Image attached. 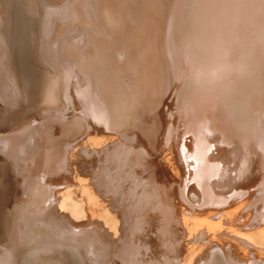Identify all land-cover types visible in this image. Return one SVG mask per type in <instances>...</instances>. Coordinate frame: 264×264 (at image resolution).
I'll use <instances>...</instances> for the list:
<instances>
[{"label":"rangeland","instance_id":"rangeland-1","mask_svg":"<svg viewBox=\"0 0 264 264\" xmlns=\"http://www.w3.org/2000/svg\"><path fill=\"white\" fill-rule=\"evenodd\" d=\"M108 1H110V3L108 2V6H112V9L113 6H116L119 2L117 9L120 17L122 15L123 18H126L128 12L131 11L126 0ZM103 2H105V0L39 1V18L37 17L36 34L32 43L34 47L32 48L35 50L31 48L30 53L32 67H34V81H31V77H25L21 67L16 64L12 58L7 57L1 39V35L3 36V34H0V108H2L0 110V264H209L210 261V264H212V261L213 263L218 262L217 264H221L222 262H224L222 264H239V262H235L237 261V254L239 253L240 256L244 254V249L239 247L227 249L221 238L229 242L237 240L249 246L247 250H264V189H261L262 186L264 187V170L262 171L255 165L256 173L254 177L248 181L247 179L244 180L242 175L245 174L244 176H249V173L248 171L244 172L242 168V179L240 176V178H238L239 180L236 179L233 182L230 180L226 182L227 190L225 187L221 189L223 196L234 193L229 197L230 201H228V197H226L227 201L222 198L218 201L219 193L216 192V187H218L217 178H219L221 168H223L222 158L217 157L218 154L216 152L208 151L206 154L198 155V163L202 162L203 164L202 168L197 171L199 178L193 179L192 182L197 189L199 186H208L207 192L204 194L202 188H199L201 191V194H199L193 189H188L189 191H187L186 188L189 184V180H191L193 167L188 161V154L191 151L186 150L183 143L184 137L187 136L184 133L183 139L180 136L182 139V141H180L182 149L177 147L178 151L175 150V146H177L175 145V143L177 144L176 138H179V132L191 123L188 121L186 122V114L183 112H187L189 116H191L192 113V117L193 113H199L207 117L210 112L212 113L214 112L213 110H216V105L213 102H208L206 104L199 102V99H193L192 101L187 99L190 97L188 93L191 90V85H187V83L190 84V78L188 79L187 75L190 76L191 73L189 72L190 70L187 69L188 65L184 63L187 59L184 60L186 57H182V55H189L187 49H190L188 44L189 40L194 36V28L192 29V26H190L189 23L186 24V22H182L183 24L180 23L181 27L179 26V21L177 22V19L182 16V14H179L181 13V9L175 7L176 3L175 0H173V5H171V2L169 14L165 21L162 17L157 15L149 18L145 17L141 23V21L139 22L136 20L137 17L134 19L135 16L133 15L134 18H131L132 23L128 22L131 26L129 33L132 35L128 33L124 34L122 36L124 42L122 41L120 44L114 46L111 42L107 43L108 40L105 38L106 32L103 28L102 21L99 20L101 17L100 15H102ZM181 2L183 3V1ZM177 5H180L178 1ZM69 24L71 26L73 25L72 27L70 26L71 30H69ZM143 25L144 33L140 37L136 36L138 29ZM183 25L185 26L184 29L187 28L186 30H189V35L186 30L182 31L181 28H183ZM163 28L165 29L163 30ZM177 28L181 29L182 34L179 30H177V32L179 31L180 33H176ZM1 32H4L2 25H0V33ZM183 34L185 35L184 38L181 37ZM177 36L179 39L182 38V41L176 39ZM186 37L189 38L187 39ZM84 40H86V42ZM143 42L145 44H143ZM177 44H180L178 47H181V49L177 47ZM175 48L180 50L181 52H179L181 54L177 53L178 51H176ZM182 50L184 54H187H182ZM253 50L257 52V49ZM254 51H251L249 54L250 56L248 55L247 58V70L250 72L258 70L260 60L262 59L259 58L257 54L255 55V53H253ZM177 56L181 58L182 62L181 60H175ZM249 57L254 59L255 62ZM239 58L240 57L236 59V66L234 69H236L239 64ZM140 59L144 63H142ZM262 60H264V58ZM85 61H87V63ZM176 61L180 65H178ZM169 62L170 64H168ZM141 63L145 65L142 66ZM181 65H185V67L183 66L185 70ZM261 66L262 69L263 65ZM48 67L50 71L46 70ZM145 67L147 69H144ZM179 69L182 70V75ZM261 69L258 71L261 73L258 85L260 84V79L264 77ZM145 71L149 73H145ZM15 73L16 75H14ZM43 74H46L45 77H43ZM83 75L85 76L83 77ZM179 76L185 77H181L180 79ZM43 78L46 79L44 80ZM175 78L178 82H175ZM42 80H44L45 84ZM86 82L88 85L85 84ZM152 83H156L155 86H153ZM166 83L169 89L166 87ZM41 84L44 85L42 86ZM145 84L147 85V89L152 88L151 86H153L154 89H145ZM176 84L178 85L176 86ZM110 85H114L116 87L115 90L120 89L121 91L119 103L123 101L121 107L123 110L119 115L114 113L113 96L111 94L112 88L110 92H107V88ZM86 88H89V90H86ZM175 88H177V91ZM85 90L88 93L83 92ZM162 92H164V94ZM85 93L91 96L89 95L88 97ZM79 94L83 95L80 96ZM144 95L146 97H144ZM23 96L26 99L23 98ZM174 96H176V100ZM199 97L202 98L204 96L199 95ZM143 98L144 100H142ZM139 99L142 101L147 100L146 102L150 101L151 103L148 102L146 107V105H144L146 102H142ZM206 99H208V97H206ZM154 100L158 104H156ZM148 104L154 107L151 105L148 106ZM178 104H180V106ZM151 107L154 108L153 111ZM149 108L151 109L150 111ZM184 108L185 110L183 111ZM100 110L102 114L99 113ZM247 110H249L247 112V114H249L244 119L238 115L229 114V118L232 122H234V119L238 121L234 123H237V125L235 124L236 128L240 127V134L244 130L246 135L244 134L243 137L242 135L240 136L239 144L235 141L234 145L226 143L225 145H228L226 147H228L229 150L231 148L232 152H238L237 150L239 149L242 150V152L245 151L244 153H249V151L253 150L252 154H255L256 163L260 166L261 163H264V98L261 100L255 99L253 103L247 106ZM180 112H182V114ZM129 113L131 118L128 117ZM157 115L159 116L157 117ZM153 116L155 117L152 119ZM181 116L183 119H181ZM255 116H259L260 119L259 117H257L258 119L255 118ZM101 117L103 120V122L101 120L102 123L100 122ZM146 118L149 120L147 121ZM140 119L142 120L139 121ZM254 119L255 121H253ZM135 121L139 122L137 123ZM253 125L260 130V133H258L259 130L257 128L258 132L254 130L255 127ZM137 126L139 130H137L138 128L134 129V127ZM250 129H252V133ZM125 130L128 132H125ZM150 131L155 134H151ZM168 131H170V133ZM72 132L73 135L76 132L73 137L71 136ZM143 132L148 134L146 135L149 140L147 138L144 140L149 148L148 146H139L141 143L137 141V136H142L141 134H143ZM215 132V134H213L220 137L219 130ZM188 137L189 135L187 138ZM244 141H246L245 143L248 146ZM219 142L221 144L223 143V141L220 140L218 143ZM222 145H224V143ZM117 146H119V151L117 150L118 148H116ZM127 146H129V148ZM68 147L70 150H66L69 149ZM142 147L145 148L143 149ZM134 149H136V151ZM228 149H226V152H229ZM143 150L147 154H145ZM173 150L176 152H173ZM165 152L167 154H165ZM69 153H72L71 156H69ZM142 153L145 155H142ZM178 155L180 156L178 157ZM231 155L233 154L231 153ZM113 156L114 158H112ZM125 156L126 159H124ZM146 156H150V162L152 163L148 161ZM177 157L179 160L175 159ZM180 157H182V161ZM28 159H30V161ZM117 159L119 160L117 161ZM134 159L136 160V166L138 165L140 167H138L139 170L133 165ZM257 159L259 160L257 161ZM79 160L85 163L93 162V164H97V171L95 173L105 169L107 170L105 176L107 177L108 175L112 178V182H110V179H108V182L115 187L112 188L113 186L110 184L109 190H112L111 193L113 192L115 197L118 198L117 203L114 204L111 211L116 214V217L113 215V219L110 218L104 207V202L96 197L97 194L94 193L90 187V178L89 174H86L87 171H81V173H79L80 171H77L78 173H75V171L72 173L70 171L69 166L79 162ZM130 160V164L133 163V166L129 164ZM138 160L141 161V163L138 162ZM125 161H127L128 164L125 163ZM177 161L179 162L177 163ZM234 161L236 162V160ZM107 162L108 164H105ZM142 162L145 164H142ZM252 162V158L250 159L249 156L246 155L245 165ZM112 163L114 164L111 165ZM174 163L177 165L181 163L183 168ZM110 166L115 169H111ZM128 166L129 168L131 166L133 167H131L132 170L130 168L131 173L130 171L127 172V170H129ZM235 166L240 167L237 163H235ZM107 167H109L110 170ZM152 168H154V170ZM119 169H121V171H118ZM142 169L143 171H141ZM122 171L126 173L121 175L123 173ZM138 171H140L141 174ZM119 172H121V174H118ZM136 172L138 173L136 174ZM246 172L248 174H246ZM83 174L86 176L83 177ZM134 174L137 177L133 176ZM186 176L188 182L185 181ZM119 178H121L122 181L125 179L124 182L122 183ZM34 180L36 182H34ZM152 180L156 182H154L155 185L159 184L162 190L158 198L153 195L152 191L155 185ZM243 180L244 182H242ZM33 183L34 185L32 186ZM129 183L135 184L132 186ZM82 186H84V189ZM121 187L125 189L122 190ZM101 188L103 187L101 186ZM181 190L184 191L181 192ZM135 191H138V194L141 191L139 197ZM115 197L113 198L115 199ZM151 197H155V199L162 202L167 210L168 206L171 214L167 217L157 216L154 219L150 218L148 212L150 208L153 207V202H151V200H154L153 198L151 199ZM203 200L206 205H203ZM131 201L133 202L131 203ZM148 201H150L151 204ZM139 203L141 204L139 205ZM215 204L219 205L213 206ZM209 205L211 207H209ZM141 206L144 207L142 208ZM138 209L141 210V212L143 210V212L141 213ZM217 211L220 213H217ZM139 213L141 216H139ZM120 214L122 215V219ZM190 214H193L191 216L193 218L190 217ZM204 214L212 215L209 216ZM181 215H185L183 216L184 218L181 217ZM142 216L144 219H142ZM138 217H141V219H138ZM121 221L122 223H120ZM211 221L213 223H211ZM167 222H169L168 225ZM164 223H166V227ZM180 224L182 227L185 224V228H182ZM133 227H136L134 228L136 230H134ZM165 228H171V233L169 234L166 232L167 229ZM198 232H201L204 236H202L201 233L198 234ZM102 234L104 235L102 236ZM190 237L193 241L189 239ZM187 239L189 242L186 241ZM182 243H184V245ZM181 245L183 247H181ZM200 246H203L202 249L204 250H202ZM126 249L130 251H126ZM122 251H124L123 254ZM212 254L213 256H211ZM204 255L206 258L201 260ZM182 257H184V259ZM210 257L214 259L209 260ZM177 258L180 261H178ZM247 258L252 259L251 256H247ZM227 259L228 261L226 262L225 260ZM255 260L256 258H253L251 263L255 262ZM258 260V263L262 264L264 261V252L259 254ZM202 261L203 263H201Z\"/></svg>","mask_w":264,"mask_h":264},{"label":"bare ground","instance_id":"bare-ground-1","mask_svg":"<svg viewBox=\"0 0 264 264\" xmlns=\"http://www.w3.org/2000/svg\"><path fill=\"white\" fill-rule=\"evenodd\" d=\"M39 1L40 0H0V22L3 26V29H4V32L0 33V34H3V36L1 35V39H2V42H3V46L5 48V53L7 54V57H10L12 58L16 64H18L20 67H21V70L22 72L24 73V76L25 77H31V81L35 80L34 78V73H33V68L32 67V60H31V57H30V53H31V48L33 47L32 43H33V39H34V36L36 34V25H37V17L39 16V11H40V8H39ZM100 1V0H99ZM124 1V0H123ZM177 1L178 3H180V5H177ZM183 1V3L181 2ZM80 2V1H79ZM84 2V1H83ZM110 3V1L108 0H105V2L102 3V15H100V19L102 21V24H103V28L106 32V40L107 43H112L114 44V46L116 44H120V42H124V38H122V36L126 33L130 34L129 31L131 30V26L128 24V22H131L132 23V17L133 15L135 16L134 19H137L139 22L141 21V23L143 22V19L145 17H154V16H159V17H162V19L165 21L168 17V14H169V7H170V4L172 2L171 5H173V0H126V3L127 5H129L131 11L128 12V15H126V18H123L122 15L121 17L119 16V12H118V5H119V2L116 6H113V9L108 6V4ZM112 2V1H111ZM243 4H244V8L242 9V15L239 17V19H233V14H234V9L231 8L229 6V4L231 3V0H175V7L178 8V9H181V13L179 14H182L181 17H179L177 19V22L179 21V26L181 25L180 23H184L186 22L189 23L190 26H192V29L194 28V36L189 40V44L188 46L190 47L189 51L187 49V52H189L188 54L189 55H185L187 53L184 54L183 50H182V54H184L185 56L182 55V57H186L184 58L187 59L185 60L186 63L185 65H188L186 68L189 69L190 73L193 69V67H200V68H203L205 70H218L219 71V77L217 79V81L211 86V87H201V86H197L196 84L193 83L192 79H191V75H187L188 76V79L190 78V84L187 83V85H191V90L190 92L188 93V96H190L189 98L187 99H190L191 101L193 99H199V102H203V103H214L216 105V110H213L214 112H210L209 115L206 117L205 115H202V114H194L193 113V117H192V113H191V116L188 115L187 112H183L186 114L185 116V119H186V122H191L190 124H188L187 126H185V130H181V132H179V138L177 140V144L175 143V150H177V147L179 149H182L181 147V142L182 139H183V133L185 135H189V137L187 138L184 137V145H185V148L186 150H189L191 151L189 154H188V161L189 163L192 165V173H191V180H189V184L186 186L187 188V191H189L188 189H193L195 191H197L199 194H201V191L199 190V188H202V190L204 191V194L205 192H207V187L208 186H202V187H198V189L193 185L194 183L193 182V179H198V173L197 171L200 170L202 168V162L201 163H198V155L199 154H206L208 153V151H214L218 154L217 157L219 158H222V164H223V168H221V172L219 174V178H217V183H218V187H216V192H218V201H220V198H222L223 200L227 201V198L228 197V201H230L229 197H231L234 193H231L230 195H225L223 196V193L221 191V189H223L225 187V189L227 190V186H226V182L232 180V182L238 178H240V176L242 175V171L241 169L243 168L244 172L245 171H248V173L246 172V174H248L249 176H243V179L244 180H250L251 178L254 177L256 171H255V165H257V168H260L262 171L264 170V163H261V165L259 166L258 163H256V156L255 154H252V151H249V153H244L242 152V150H239L238 149L237 151L238 152H232L231 151V148L230 150L228 149V145H225L226 144H233L234 145V142L237 141L238 144H239V140H240V136L245 134V131L243 130V132H241L240 134V127L239 128H236V125L237 123H234L235 120L234 119V122L231 121V119L229 118V114H232V115H238L239 117H242L243 119L247 117V112L249 110H247V106L251 103H253L255 101V99H262L264 98V77H262L260 79V84L258 85V80H259V77H261V73L258 72L260 71L261 69V65H263V68L261 69V72H262V75L264 76V60H262L264 58V0H242ZM69 3V2H68ZM81 3V2H80ZM105 3V4H104ZM124 3V2H123ZM75 4V3H74ZM100 4V2H99ZM122 5V4H121ZM92 6V5H91ZM99 6V5H98ZM123 6V5H122ZM180 6V7H179ZM45 7V6H44ZM85 7V6H84ZM87 7V6H86ZM159 7V8H158ZM76 8V7H75ZM80 8V6H79ZM82 8V7H81ZM93 9V8H92ZM100 9V8H99ZM129 9V10H130ZM63 10V9H62ZM76 10V9H75ZM128 11V10H127ZM172 11V10H171ZM88 12V11H87ZM179 12V10H178ZM80 13V12H79ZM77 15V14H76ZM95 15V14H94ZM75 17V16H74ZM79 17V16H78ZM39 18V17H38ZM68 19V18H67ZM159 19V18H158ZM74 20V19H73ZM75 21V20H74ZM172 22V21H171ZM66 23V22H65ZM78 23V22H77ZM81 23V22H80ZM182 23V24H183ZM72 24V23H70ZM69 24V27L71 26ZM76 24V22H75ZM87 24V23H86ZM150 24V23H149ZM152 24V23H151ZM165 24V23H164ZM184 24V25H186ZM89 25V24H88ZM91 25V24H90ZM94 25V24H93ZM137 25V24H136ZM170 25V24H169ZM183 25V30H186L184 29L185 26ZM73 26V25H72ZM71 26V27H72ZM86 26V25H85ZM130 26V27H128ZM148 26V25H147ZM173 26V25H172ZM71 27L69 28V30H71ZM154 27V26H153ZM178 27V26H177ZM181 27V26H180ZM178 27V28H180ZM88 28V27H87ZM157 28V27H156ZM167 28V27H166ZM176 29V33H178L179 31L181 32V29ZM62 29V28H61ZM68 29V28H67ZM165 28H163L164 30ZM189 29V27H188ZM50 30V29H49ZM73 30V29H72ZM175 30V29H174ZM173 30V31H174ZM177 30H179L177 32ZM191 30V29H190ZM68 31V30H66ZM65 31V32H66ZM188 31L189 30H186L187 34H188ZM165 32V31H164ZM175 32V31H174ZM173 32V33H174ZM179 32V33H180ZM185 32V31H184ZM183 32V33H184ZM144 33V25L142 27H140L137 31V35L138 37L142 36V34ZM174 33V34H176ZM75 34V33H74ZM182 34V32H181ZM186 34V33H184ZM183 34V36L181 35L182 38L185 37V35ZM193 34V33H192ZM69 35V34H68ZM86 35V34H85ZM132 35V34H130ZM179 35V34H178ZM189 35V34H188ZM74 36V35H73ZM187 36V35H186ZM66 37V36H65ZM70 37V36H69ZM75 37V36H74ZM178 37V36H177ZM176 39H179V37ZM190 37V36H189ZM188 37V38H189ZM68 38V37H67ZM181 38V39H182ZM187 38V37H186ZM187 38V39H188ZM71 39V38H70ZM69 39V40H70ZM92 39V38H91ZM136 39V38H135ZM142 39V38H141ZM151 39V38H150ZM149 39V40H150ZM181 39H179V41H182ZM83 40V39H82ZM127 40V38H126ZM67 41V40H66ZM86 42V40H84ZM139 41V40H138ZM143 41V40H142ZM176 41V40H175ZM99 42V41H98ZM133 42V41H132ZM146 42V41H145ZM178 42V40H177ZM76 43V42H75ZM83 43V42H82ZM139 43V42H138ZM79 44H80V41H79ZM85 44V43H83ZM126 44V43H125ZM142 44V43H141ZM143 44H145L143 42ZM163 44V43H162ZM75 45V44H74ZM78 45V43H77ZM140 45V43H139ZM180 45V44H179ZM177 44V47L179 46ZM84 46V45H83ZM82 46V47H83ZM100 46V45H99ZM137 46V45H136ZM150 46V45H148ZM79 47V46H78ZM92 47V46H91ZM186 47V46H185ZM255 47H258V48H255ZM34 48V47H33ZM32 50H35L33 49ZM80 48V47H79ZM90 48V47H89ZM88 48V49H89ZM137 48V47H135ZM145 48V47H144ZM179 48V47H178ZM92 49V48H91ZM149 49V48H148ZM162 49V47H161ZM176 49V48H175ZM181 49V47L179 48ZM186 49V48H185ZM253 49H257L256 51L258 52H255ZM38 50V49H37ZM52 50V48H51ZM90 50V49H89ZM157 50V49H156ZM164 50V49H163ZM43 51V50H42ZM48 51V50H47ZM144 51V50H142ZM148 51V50H146ZM152 51V50H151ZM178 51L177 53L181 54L180 50H177ZM180 51V52H179ZM186 51V50H185ZM251 51H254L253 53H255V55L257 54L259 56V58H262L260 60V66L258 67V70L257 71H253V72H250L249 70H247L248 66H247V58H248V55L251 53ZM89 52V51H88ZM94 52V51H93ZM134 52V51H133ZM150 52V51H149ZM175 52V51H173ZM49 53V52H48ZM92 53V52H91ZM90 53V54H91ZM93 54V53H92ZM153 54V53H152ZM176 54V53H175ZM49 56V54H48ZM92 56V55H91ZM134 56V55H133ZM250 56V55H249ZM254 56V55H253ZM150 57V55H149ZM166 57V56H165ZM174 57V56H173ZM181 57V55H180ZM181 57V58H182ZM239 58V64L238 66L236 67V69H234V67L236 66V59ZM255 57V56H254ZM36 58V57H35ZM34 58V60H35ZM38 58V57H37ZM140 58V57H138ZM145 58V57H144ZM179 56H177V59L175 58V60H181V58H179ZM250 58V57H249ZM253 58V57H252ZM142 59V58H141ZM140 59V60H141ZM166 59V58H165ZM183 59V58H182ZM251 59V58H250ZM46 60V59H45ZM50 60V59H49ZM144 60V59H143ZM152 60V59H151ZM254 61V59H251ZM47 61V60H46ZM59 61V60H58ZM139 61V60H138ZM142 61V60H141ZM145 61V60H144ZM10 62V61H9ZM74 62V61H73ZM87 63V61H85ZM166 62V61H165ZM175 62V61H174ZM177 62V61H176ZM182 62V60H181ZM255 62V61H254ZM85 63V64H86ZM136 63V62H135ZM140 63V62H139ZM142 63H144L142 61ZM141 63V64H142ZM147 63V62H146ZM151 63V62H149ZM180 63V62H179ZM249 63V62H248ZM253 63V62H252ZM262 63V64H261ZM53 64V63H52ZM140 64V65H141ZM155 64V63H154ZM161 64V63H160ZM170 64V62L168 63ZM178 64V62H177ZM183 64V63H182ZM254 64V63H253ZM50 65V64H49ZM131 65V64H130ZM145 65V64H142V66ZM156 65V64H155ZM175 66H177L176 64H174ZM180 65V64H178ZM185 65H183L185 67ZM38 66V65H37ZM139 66V65H138ZM152 66V65H151ZM164 66V64H163ZM182 66V65H181ZM182 66V68H183ZM250 66V65H249ZM252 66V65H251ZM136 67V66H135ZM153 67V66H152ZM155 67V66H154ZM177 67H180V66H177ZM140 68V66H139ZM143 68V67H142ZM169 68V67H168ZM175 68V67H174ZM173 68V69H174ZM180 68V69H182ZM17 69V68H16ZM40 69V68H39ZM38 69V70H39ZM44 69V68H43ZM49 67L46 69L48 70ZM52 69V68H51ZM144 69H147L146 67ZM179 69V70H180ZM184 69V68H183ZM182 69V70H183ZM238 69V70H237ZM18 70V69H17ZM45 70V71H46ZM72 70V69H71ZM78 70V69H77ZM140 70V69H139ZM154 70V69H153ZM178 70V69H177ZM175 70V71H177ZM182 70H180V74L182 75ZM185 70V69H184ZM50 71V70H48ZM80 71V70H79ZM109 71V70H108ZM174 71V70H173ZM187 71V70H186ZM74 72V71H73ZM138 72V71H137ZM144 72V71H143ZM179 72V71H177ZM184 72V71H183ZM188 72V71H187ZM188 72V73H189ZM40 73V72H39ZM54 73V72H53ZM89 73V72H88ZM91 73V72H90ZM145 73H149L147 71H145ZM176 73V72H175ZM186 73V72H185ZM189 73V74H190ZM47 74V73H46ZM45 74V75H46ZM138 74V73H137ZM166 74V73H165ZM16 75V73L14 74ZM44 75V74H43ZM45 75L43 77H45ZM86 75V74H85ZM83 75V77L85 76ZM90 75V74H89ZM92 75V74H91ZM124 75V74H122ZM155 75V74H154ZM159 75V74H158ZM170 75V74H169ZM177 75V74H176ZM54 76V74H53ZM125 76V75H124ZM144 76V75H143ZM87 77V76H86ZM91 77V76H90ZM122 77V76H121ZM129 77V76H128ZM180 79L181 77H185V76H179ZM145 78H146V75H145ZM150 78H151V75H150ZM154 78V76H153ZM166 78V77H165ZM25 79V78H24ZM42 79V78H41ZM44 79V78H43ZM46 79V78H45ZM44 79V80H45ZM49 79V78H48ZM86 79V78H84ZM96 79V78H95ZM157 79V77H156ZM176 79V78H175ZM174 79V80H175ZM187 79V80H188ZM44 80H42L44 82ZM63 80V79H62ZM61 80V81H62ZM78 80V79H76ZM94 80V79H93ZM140 80V79H139ZM138 80V81H139ZM148 80V79H147ZM167 80V78H166ZM185 80V79H184ZM92 81V80H90ZM144 81V80H143ZM146 81V79H145ZM168 81V80H167ZM20 82V80H19ZM74 82V81H73ZM93 82V81H92ZM152 82V80H151ZM155 82V81H154ZM175 82H178L177 79ZM174 82V84H175ZM183 82V81H182ZM189 82V80H188ZM17 83H18V79H17ZM61 83V82H60ZM78 83V82H77ZM83 83V82H82ZM148 83V82H147ZM150 83V81H149ZM45 84V82H44ZM43 84V85H44ZM47 84V83H46ZM73 84V83H72ZM79 84V83H78ZM87 84V82L85 83ZM95 84H96V81H95ZM142 84V83H141ZM153 84V83H152ZM156 84V83H155ZM155 84H153V86H155ZM158 84V83H157ZM169 84V83H168ZM21 85V84H20ZM42 85V84H41ZM40 85V86H41ZM42 85V86H43ZM48 85V84H47ZM88 85V84H87ZM146 85V84H145ZM178 84H176L177 86ZM22 86V85H21ZM41 86V87H42ZM80 86V85H79ZM90 86V85H89ZM143 86V85H142ZM149 86V84H148ZM153 86H151L153 88ZM171 86V85H170ZM40 87V88H41ZM84 87V86H83ZM87 87V86H86ZM93 87V86H92ZM114 87V88H113ZM166 87H167V83H166ZM20 88V87H19ZM25 88V87H24ZM46 88V87H45ZM112 88V101H113V106H114V113L116 115H119L120 113H122V110L121 107L123 105V101L119 103V96H121V91L120 89L118 90H115L116 87L113 85V86H108L107 88V92H110ZM137 88V87H136ZM152 88H148V89H152ZM168 88V87H167ZM174 88V87H173ZM179 88V87H178ZM22 89V87H21ZM80 89V88H79ZM85 89V88H84ZM89 90V88H86V90ZM142 89V88H141ZM145 89H147V85L145 87ZM147 89V90H148ZM154 89V88H153ZM169 89V88H168ZM167 89V90H168ZM176 91H177V88H175ZM37 90V89H36ZM83 91V92H87V91ZM137 90V89H135ZM180 90V89H179ZM21 91V90H20ZM43 91V90H42ZM76 91V90H75ZM80 91V90H78ZM82 91V90H81ZM154 91V90H152ZM174 91V92H176ZM23 92V91H22ZM146 92V91H145ZM173 92V93H174ZM219 92V93H218ZM43 93V92H41ZM81 93V92H80ZM88 93V92H87ZM90 93V92H89ZM150 93V92H149ZM160 93V92H159ZM164 94V92H162ZM167 93V92H166ZM177 93V92H176ZM73 94V93H72ZM86 94V93H85ZM136 94V93H134ZM158 94V93H157ZM162 94V95H163ZM178 94V93H177ZM23 95V94H22ZM80 96L83 95V94H79ZM88 95V94H86ZM90 95V94H89ZM88 95V97H89ZM159 95V94H158ZM199 95H202L204 97L200 98ZM27 96V95H26ZM74 96V95H73ZM91 96V95H90ZM161 96V95H160ZM183 96V95H182ZM47 97V96H46ZM87 97V98H88ZM144 97H146L144 95ZM158 97V96H157ZM176 96H174V99H175ZM206 97H208V99H206ZM210 97V98H209ZM23 98H25L23 96ZM41 98V97H40ZM58 98V97H57ZM74 98V97H73ZM182 98V97H181ZM180 98V99H181ZM26 99V98H25ZM24 99V101H25ZM85 99V98H84ZM90 99V98H89ZM160 99V97H159ZM87 100V99H86ZM140 100V99H139ZM144 100V98L142 99ZM140 100V101H142ZM176 100V99H175ZM58 101V100H57ZM62 101V100H61ZM71 101V100H70ZM131 101V100H130ZM147 100L145 101H142V102H146ZM160 101V100H158ZM157 101V102H158ZM182 101V100H180ZM179 101V102H180ZM251 101V102H250ZM59 102V101H58ZM75 102V101H74ZM150 102V101H148ZM144 104L146 105L147 107V103ZM155 102V100H154ZM163 102V101H162ZM160 102V103H162ZM26 103V102H25ZM73 103V102H72ZM89 103V102H88ZM91 103V102H90ZM133 103V102H132ZM138 103V102H137ZM151 103V102H150ZM156 103V102H155ZM159 103V104H160ZM24 104V103H23ZM158 104V103H156ZM263 104V103H262ZM86 105V103H85ZM151 105V104H150ZM148 104V106H150ZM161 105V104H160ZM167 105V104H166ZM180 106V104H178ZM26 106V105H25ZM55 106V105H54ZM57 106V105H56ZM104 106V105H103ZM152 106V105H151ZM198 106V104H197ZM87 107V106H85ZM100 107V106H99ZM131 107V106H130ZM154 107V106H152ZM152 111L154 108H152ZM158 107V106H156ZM91 108V107H90ZM93 108V107H92ZM101 108V107H100ZM252 108V107H251ZM2 108H0L1 110ZM87 109V108H85ZM136 109V108H135ZM134 109V110H135ZM144 109V108H143ZM142 109V110H143ZM149 108V111L151 110ZM187 109V108H186ZM263 109V107H262ZM261 109V110H262ZM4 110V109H3ZM12 110V109H11ZM141 110V112H142ZM146 110V109H145ZM157 110V109H156ZM185 110V108L183 109V111ZM195 110V108H194ZM105 111V109H104ZM180 111V110H179ZM188 111V110H187ZM21 112V111H20ZM95 112V111H94ZM178 112V111H177ZM261 112V111H260ZM259 112V113H260ZM7 113V112H6ZM96 113V112H95ZM97 113H98V110H97ZM96 113V114H97ZM100 114H102L101 110L99 112ZM133 113H136V112H133ZM147 113V111H146ZM145 113V114H146ZM154 113V112H153ZM182 114V112H180ZM264 113V112H263ZM76 114V113H75ZM88 114V113H87ZM137 114V113H136ZM151 114V113H149ZM156 114V113H155ZM255 114V113H253ZM62 115V114H61ZM144 115V113H143ZM142 115V116H143ZM161 115V114H160ZM184 115V114H183ZM260 115V114H259ZM96 116H99V115H96ZM105 116V115H104ZM136 117H138L137 115H135ZM140 116V114H139ZM159 115H157L158 117ZM167 116V115H166ZM263 116V115H261ZM130 117V113H129V116ZM144 117V116H143ZM141 117V118H143ZM151 117V115H150ZM155 116L152 117V119L154 118ZM259 117V116H257ZM255 116V118H257ZM69 118V117H68ZM98 118V117H97ZM131 118V117H130ZM129 118V120H130ZM148 118V117H147ZM146 118V120H147ZM250 118V117H249ZM264 118V117H263ZM262 118V119H263ZM1 119V118H0ZM66 119V118H65ZM128 119V118H127ZM139 119V118H138ZM144 119V118H143ZM157 119V118H156ZM162 119V118H161ZM181 119L182 116H181ZM195 119V120H194ZM258 119V118H257ZM260 119V117H259ZM102 120V117L100 119V122ZM128 120V121H129ZM142 119H140L139 121H141ZM149 120V119H148ZM147 120V121H148ZM151 120V118H150ZM246 120V119H245ZM250 120V119H249ZM127 121V122H128ZM139 121H135V122H139ZM144 121V120H143ZM142 121V122H143ZM152 121V120H151ZM159 121V120H158ZM252 121V119H251ZM255 121V119L253 120ZM260 121V120H258ZM263 121V120H262ZM97 122V121H96ZM99 122V120H98ZM103 122V120H102ZM101 122V123H102ZM132 122V121H131ZM157 122V121H156ZM238 122V121H237ZM63 123V122H62ZM125 123V122H124ZM144 123V122H143ZM153 123V122H152ZM171 123V121H170ZM249 123V122H248ZM263 123V122H262ZM89 124V123H88ZM100 124V123H99ZM148 124V122H147ZM156 124V123H155ZM158 124V122H157ZM236 124V125H235ZM239 124V123H238ZM93 125V124H91ZM97 125V123H96ZM127 125V124H126ZM136 125V124H135ZM134 125V126H135ZM138 125V124H137ZM143 125V124H142ZM145 125V123H144ZM153 125V124H152ZM259 125V124H258ZM264 125V123H263ZM67 126V125H66ZM69 126V125H68ZM95 126V125H94ZM102 126V125H101ZM107 126V125H106ZM129 126V125H128ZM148 126V125H147ZM146 126V127H147ZM150 126V124H149ZM157 126V125H156ZM250 126V124H249ZM254 126V125H253ZM256 126H257V123H256ZM142 127V126H141ZM155 127V126H154ZM247 127V126H246ZM255 127V126H254ZM259 127V126H258ZM62 128V127H61ZM70 128V127H69ZM98 128V127H97ZM100 128V127H99ZM135 128H138L137 127H134ZM151 128V126H150ZM158 128V127H157ZM176 128V127H175ZM253 128V127H252ZM257 127H255V131L258 129H256ZM146 129V128H145ZM144 129V130H145ZM148 129V128H147ZM153 129V128H152ZM74 130V129H73ZM139 130V128L137 129ZM135 130V131H137ZM142 130V129H141ZM216 130H219V133H220V137L214 135L216 132ZM251 130V133H252V129ZM249 130V131H250ZM259 130V129H258ZM257 130V132H258ZM264 130V129H263ZM69 131V130H68ZM134 131V130H133ZM148 131V130H147ZM124 132V131H123ZM125 132H128L125 130ZM151 132V131H150ZM170 133V131H168ZM175 132V130H174ZM215 132V133H214ZM76 133V132H75ZM74 133V135H75ZM137 133V132H136ZM149 133V132H148ZM214 133V134H213ZM218 133V132H217ZM250 133V134H251ZM260 133V130L259 132ZM263 133V131H262ZM139 134V133H138ZM147 134V133H146ZM145 134V132H143V134H141L142 136L138 135L137 138H138V142L141 143L139 146H148L146 141L144 140L145 138L148 139L147 135ZM151 134H153L151 132ZM150 134V135H151ZM155 134V133H154ZM153 134V135H154ZM255 134V133H254ZM264 134V133H263ZM66 135L68 137V134L66 132ZM71 135V134H70ZM69 135V136H70ZM73 135V132H72V137L74 136ZM177 135V136H178ZM218 135V134H217ZM246 135V134H245ZM252 135V134H251ZM128 136V134H127ZM131 136V135H129ZM134 136V135H133ZM161 136V135H160ZM168 136V135H167ZM172 136V135H171ZM181 136V138H180ZM256 136V135H255ZM118 137V136H117ZM144 137V138H143ZM151 137V136H150ZM153 137V136H152ZM175 137V136H174ZM218 137V138H217ZM71 138V137H69ZM248 138V137H247ZM254 138V136H253ZM257 138V137H256ZM259 138V137H258ZM264 138V137H263ZM154 139V138H153ZM68 140V139H67ZM149 140V139H148ZM152 140V138H151ZM159 140V139H158ZM161 140V139H160ZM223 141L224 145H222L220 142V145L218 143V141ZM251 140V139H249ZM264 141V140H263ZM72 142V141H71ZM121 142V141H119ZM246 141H244L245 143ZM248 142V140H247ZM250 142V141H249ZM252 142V141H251ZM70 143V142H68ZM153 143V142H152ZM243 143V142H242ZM72 144V143H71ZM116 144V143H115ZM155 144V143H153ZM237 144V143H236ZM246 144V143H245ZM118 145H121V144H118ZM174 145V144H173ZM172 145V146H173ZM247 145V144H246ZM138 146V147H139ZM157 146V145H156ZM154 146V147H156ZM225 146V147H224ZM248 146V145H247ZM71 147V146H70ZM119 146H117L116 148H118ZM123 147V146H122ZM129 148V146H127ZM133 147V146H132ZM137 147V146H136ZM144 147V148H145ZM242 147V146H241ZM246 147V146H245ZM69 148V147H68ZM143 148V147H142ZM143 148V149H144ZM149 148V146H148ZM250 148V147H248ZM253 148V147H252ZM141 149V148H140ZM159 149V148H158ZM157 149V150H158ZM226 149L229 150V152H226ZM233 149V148H232ZM14 150V149H13ZM66 150H70L69 149H66ZM105 150V149H104ZM119 151V148L117 149ZM127 150V149H125ZM136 151V149H134ZM147 150V149H146ZM173 150V152L175 151ZM234 150V149H233ZM245 150V149H244ZM16 151V150H15ZM73 151V150H72ZM103 151V150H102ZM138 151V150H137ZM151 151V150H150ZM160 151V150H159ZM178 151V150H177ZM236 151V150H235ZM70 152V151H68ZM105 152V151H103ZM112 152V151H111ZM134 152V151H133ZM132 152V153H133ZM143 152L145 154H147L144 150ZM148 152V151H147ZM167 152V151H166ZM165 152V154H167ZM176 152V151H175ZM180 152V151H179ZM193 152V153H192ZM248 152V150H247ZM19 153V151H18ZM121 153V152H119ZM130 153V152H129ZM131 153V154H132ZM142 153V155L144 154ZM149 153V152H148ZM172 153V152H171ZM231 153L233 155H231ZM17 154V152H16ZM72 154V153H71ZM71 154L69 153V156H71ZM109 154V153H108ZM134 154V153H133ZM144 154V155H145ZM153 154V153H152ZM178 154V153H176ZM149 155V154H148ZM246 155L249 156V158L253 160L252 163H248V165H245V159H246ZM76 156V155H75ZM84 156V155H83ZM101 156V155H100ZM110 156V155H109ZM136 156V155H135ZM151 156V155H150ZM150 156H146L148 158V161L150 162ZM177 156V155H176ZM180 155H178L179 157ZM116 157V156H115ZM119 157V156H118ZM128 157V156H127ZM152 157V156H151ZM175 158V159H178ZM27 158V157H26ZM114 158V156L112 157ZM111 158V160H112ZM129 158V157H128ZM144 158V157H143ZM237 158V159H236ZM103 159V158H102ZM101 159V160H102ZM126 159V156L125 158ZM164 159V158H163ZM174 159V158H173ZM26 160V159H25ZM30 161V159H28ZM108 160V159H107ZM110 160V161H111ZM119 159H117L118 161ZM135 160V159H134ZM140 160V159H139ZM141 163V161H139ZM165 160V159H164ZM179 160V159H178ZM180 160L182 161V157H180ZM236 160V162L234 161ZM259 159H257L258 161ZM100 161V160H98ZM109 161V160H108ZM133 161V160H132ZM175 161V160H173ZM238 161V162H237ZM131 160L129 161V164H130ZM133 163H131L130 165H135V167H139L138 165L136 166V160L133 161ZM137 162V163H138ZM148 162V164H149ZM162 162V161H161ZM179 161H177L178 163ZM100 163V162H99ZM103 163V162H102ZM111 163V162H110ZM117 163V162H116ZM125 163H127V161H125ZM139 163V165H140ZM152 163V162H150ZM235 163L239 164L240 167H236L235 166ZM105 164H108L105 163ZM104 164V166H105ZM114 163H112L111 165H113ZM119 164V163H118ZM128 164V163H127ZM142 164H145L144 162H142ZM176 164V163H174ZM96 165L97 164H93V162H81L79 160V162L73 164L72 166H69V169L72 173H78L77 171H80L79 173H81V171L83 172H86V174H89V185L90 187L92 188V190L94 191V193L97 194V198L102 200L104 203V207L106 208L110 218L113 219V215L115 216L116 214H114L112 211L113 209V206L115 203H117V200L118 198L115 197V195L113 194V192L111 193V191L109 190V185L111 184L110 182H112V178L109 177L107 175V177L105 176L107 174V170H101V172H98V173H95L97 171L96 169ZM102 165V164H101ZM117 165V164H116ZM132 165V166H133ZM152 165V164H151ZM166 165V164H165ZM177 165V164H176ZM182 164L180 163V165H177V166H181ZM115 166V165H114ZM118 166V165H117ZM119 166H122V165H119ZM126 166V165H125ZM131 166V167H132ZM144 166V165H143ZM150 166V165H149ZM154 166V165H153ZM152 166V167H153ZM168 166V165H166ZM248 166V167H247ZM116 167V166H115ZM130 167V168H131ZM134 167V168H135ZM142 167V165H141ZM182 167V166H181ZM66 168V167H65ZM100 168V167H99ZM104 168V167H103ZM102 168V169H103ZM109 169V167H107ZM111 168V166H110ZM119 168V167H118ZM129 168V166H128ZM126 168V169H128ZM127 170V172L130 171L131 173V170ZM140 168V167H139ZM138 168V170H139ZM145 168V166H144ZM155 168V167H154ZM154 168H152L154 170ZM168 168V167H167ZM172 168V166H171ZM171 168L169 167V169L171 170ZM174 168V167H173ZM183 168V167H182ZM235 168V169H234ZM239 168V169H237ZM111 169H115L114 167L111 168ZM123 169V168H121ZM121 169H119L118 171H121ZM150 169V168H149ZM181 169V168H180ZM237 169V171H236ZM110 170V169H109ZM136 170V169H135ZM143 171V169L141 170ZM172 171V170H171ZM123 172V171H122ZM140 172V171H138ZM136 172V174L138 173ZM152 172V170H151ZM264 172V171H263ZM124 173L126 172H123L121 174V172H119L118 174H121L123 175ZM135 173V172H134ZM146 173V172H145ZM114 174V173H113ZM141 174V172H140ZM151 174V173H150ZM149 174V175H150ZM177 174V173H176ZM33 175V174H32ZM119 175V176H121ZM183 175V174H182ZM80 176V175H78ZM86 176L83 174V177ZM117 176V175H116ZM127 176V175H126ZM130 176V175H129ZM135 176V174L133 175ZM132 176V177H133ZM142 176V175H141ZM179 176V175H178ZM177 176V178H178ZM242 176H241V179H242ZM39 177V176H38ZM118 177V176H117ZM122 177V176H121ZM137 177V176H135ZM135 177H134V180H135ZM36 178V177H35ZM64 178V177H63ZM127 178V177H125ZM144 178V177H143ZM156 178V177H154ZM184 178V177H183ZM31 179V178H30ZM82 179V178H81ZM80 179V180H81ZM85 179V178H84ZM110 179L111 181L108 182ZM115 179V178H114ZM113 179V180H114ZM121 179V178H119ZM129 179V177H128ZM147 179V178H146ZM78 180V179H77ZM87 180V179H86ZM118 180V179H117ZM125 180V179H124ZM124 180L122 181L121 179V182L123 183ZM131 180V179H130ZM137 180V179H136ZM154 180V179H153ZM153 184L155 181H153ZM239 180V179H238ZM244 180L242 182H244ZM32 181V180H31ZM129 181V180H128ZM150 181V179H149ZM157 181V179H156ZM185 181H187V176L185 178ZM34 182H36L34 180ZM80 182V181H79ZM132 182V181H131ZM159 182V181H158ZM239 182V181H238ZM31 183V182H30ZM121 183V184H122ZM156 183V182H155ZM216 183V184H217ZM230 183V182H229ZM83 184V183H82ZM114 184V182H113ZM119 184V183H117ZM116 184V185H117ZM130 184V183H129ZM135 183L133 184H130L132 186H134ZM137 184V182H136ZM181 184V183H180ZM230 184H233V183H230ZM229 184V186H230ZM34 185V183L32 184V186ZM112 185V184H111ZM128 185V184H127ZM155 185V184H154ZM175 185V184H174ZM31 186V187H32ZM80 186V185H79ZM101 186L103 188H101ZM113 186V185H112ZM119 186V185H117ZM141 186V185H140ZM194 186V187H192ZM83 189H84V186H82ZM81 187V188H82ZM115 186H113L112 188H114ZM129 187V186H128ZM177 187V186H176ZM191 187V188H190ZM222 187V188H221ZM117 188V187H116ZM133 188V187H132ZM173 188V187H172ZM179 188V187H178ZM183 188V187H182ZM230 188V187H229ZM228 188V189H229ZM80 189V188H79ZM122 189V187H121ZM125 189V188H124ZM122 189V190H124ZM128 189V188H127ZM134 189V188H133ZM177 189V188H176ZM185 189V187H184ZM262 190L264 189V187L262 186L261 188ZM86 190V189H85ZM116 190V189H115ZM114 190V191H115ZM142 190V189H141ZM178 190V189H177ZM209 190V189H208ZM82 191V190H81ZM91 191V190H90ZM130 191V190H129ZM161 189H160V186L159 184L153 186V195L157 196L158 198V195L161 193ZM184 191V190H183ZM181 190V192H183ZM116 192V191H115ZM114 192V193H115ZM119 192V191H117ZM138 192V191H137ZM135 191V193H137ZM141 192V191H140ZM139 192V194H140ZM151 192V191H150ZM180 192V193H181ZM224 192V191H223ZM185 193V192H184ZM182 193V194H184ZM188 193V192H187ZM192 193V191H191ZM190 193V194H191ZM197 193V195H198ZM113 194V196H112ZM130 194V193H129ZM138 194V193H137ZM136 194V195H137ZM138 194V197L140 196ZM144 194V193H143ZM176 194V193H175ZM84 195V194H82ZM86 195V194H85ZM90 195V194H89ZM152 195V194H150ZM189 195V193H188ZM92 196V195H91ZM147 196V195H146ZM145 196V197H146ZM203 196V194H202ZM82 197V196H81ZM115 197V199L113 198ZM149 197V196H148ZM181 197V196H180ZM179 197V199H180ZM204 197V196H203ZM85 198V197H84ZM88 198V197H87ZM144 198V197H143ZM153 197H151L152 199ZM185 198V196H184ZM83 199V197H82ZM86 199V198H85ZM92 199V197H91ZM131 199V198H130ZM150 199V197H149ZM154 200L151 202H153L152 204V208H150V211L148 212V215L150 216V218H156L157 216L159 217H167L168 215L171 214V211H170V208L167 206L168 210L166 209V207L164 206V204L160 201H158L157 199H155V197L153 198ZM160 199V198H159ZM178 199V198H177ZM204 199V198H203ZM214 199V198H213ZM128 200V198H127ZM135 200V199H134ZM161 200V199H160ZM88 201V200H86ZM140 201V200H139ZM142 201V200H141ZM147 201V200H146ZM224 201V202H225ZM133 201H131L132 203ZM143 202V201H142ZM150 202V201H148ZM150 202V204H151ZM205 201L203 200V205H206V203H204ZM83 203V202H82ZM95 203V202H94ZM145 203V202H144ZM143 203V205H144ZM185 203V202H184ZM70 204V202H69ZM141 203H139L140 205ZM149 204V205H150ZM238 204V203H237ZM97 205V204H96ZM137 205V204H136ZM219 204H215L213 206H217ZM138 206V205H137ZM151 206V205H150ZM186 206V204H185ZM227 206V205H226ZM225 206V207H226ZM73 207V206H72ZM102 207V206H100ZM116 207V206H115ZM126 207V205H125ZM139 207V206H138ZM142 207V206H141ZM144 207V206H143ZM142 207V208H143ZM149 207V206H148ZM209 207H211L209 205ZM61 208V207H59ZM147 208V207H146ZM212 209V208H211ZM221 209V208H220ZM93 210V209H92ZM130 210V209H129ZM136 210V209H135ZM139 210V209H138ZM137 210V211H138ZM213 210V209H212ZM217 210V209H216ZM141 212V210H139ZM215 211V210H214ZM219 211V209H218ZM217 213H220L218 212ZM221 211V210H220ZM223 211V210H222ZM103 212V211H102ZM117 212V211H116ZM143 212V210H142ZM141 212V213H142ZM195 213V212H194ZM107 214V215H108ZM140 214V213H139ZM106 215V213H105ZM121 215V214H120ZM188 215V214H187ZM193 215V214H192ZM190 214V217L192 216ZM204 215H209L211 216L212 214H204ZM126 216V215H125ZM141 216V214L139 215ZM185 216V215H183ZM181 215V217H183ZM196 216V215H195ZM198 216V215H197ZM208 216V217H209ZM214 216V215H213ZM116 217V216H115ZM114 217V219H115ZM121 219H122V215L120 216ZM188 217V216H186ZM188 217V218H190ZM102 218V217H101ZM184 218V217H183ZM182 218V219H183ZM193 218V217H191ZM98 219V218H97ZM104 219V218H103ZM108 219V218H107ZM125 219V218H124ZM138 219H141V217ZM137 219V220H138ZM142 219H144V217L142 216ZM181 219V218H180ZM187 219V218H186ZM119 221V220H118ZM124 221V220H123ZM167 221V220H166ZM184 221V220H183ZM97 222V221H96ZM100 222V221H99ZM105 222V221H104ZM129 222V221H128ZM127 222V223H128ZM202 222V221H201ZM206 222V221H205ZM119 223V222H118ZM122 223V221L120 222ZM138 223V222H137ZM136 223V224H137ZM169 222H167V225H168ZM204 223V222H203ZM211 223H213L211 221ZM98 224V223H97ZM165 224V227L167 226L166 223ZM182 224V222H181ZM180 224V226H181ZM106 225V224H105ZM126 225V224H125ZM171 225V224H170ZM183 225V224H182ZM190 225V224H189ZM204 225V224H203ZM214 225V224H213ZM99 226V225H98ZM131 226V225H130ZM185 226V224H184ZM183 226V227H184ZM211 226V225H210ZM122 227V226H121ZM132 227V226H131ZM138 227V226H137ZM162 227V226H161ZM182 227V226H181ZM182 227V228H183ZM198 227V226H197ZM200 227V226H199ZM205 227V226H204ZM213 227V226H211ZM211 227H206V228H211ZM136 228V227H133V229ZM185 228V227H184ZM167 229L166 232H168L169 234L171 233V228H165ZM189 229V228H187ZM98 230V229H97ZM136 230V229H134ZM180 230V229H179ZM100 231V230H99ZM183 231V230H182ZM191 231V230H190ZM205 231V230H204ZM203 231V232H204ZM208 231V230H207ZM109 232V231H108ZM189 232V231H188ZM210 232V231H209ZM143 233V232H142ZM141 233V234H142ZM167 233V234H168ZM187 233V232H186ZM201 232H198V234H200ZM104 234H102L103 236ZM137 235V233H136ZM140 235V234H139ZM145 235H146V232H145ZM202 235V233H201ZM141 236V235H140ZM195 236V235H194ZM200 236V235H199ZM204 236V235H202ZM172 237V236H171ZM174 237V235H173ZM193 237V236H192ZM143 238V237H142ZM221 238V237H220ZM189 239H192L191 237ZM211 239V237H210ZM221 240L224 242V246L227 247V249H232L233 248H236V247H239L241 249H244V254H242L240 256V254L238 253L237 254V258L235 262H239V264H257L259 262L258 260V256L259 254L263 253L264 250H261V251H258L256 249H253V250H247V248L249 246L245 245V244H242L240 243L239 241L235 240V241H232V242H229L227 241L226 239H222ZM132 242H134L133 240H131ZM184 241V240H183ZM188 241V239L186 240ZM193 241V239H192ZM189 242V241H188ZM200 242V241H199ZM211 242V241H210ZM220 242V241H219ZM239 242V243H238ZM185 243V242H184ZM184 243H182L184 245ZM193 243V242H192ZM207 243V242H206ZM187 244V243H186ZM212 244V243H211ZM216 244V243H215ZM133 245H136V244H133ZM141 245V244H139ZM207 245V244H206ZM212 246V245H210ZM220 247H222L221 245H219ZM135 247V246H134ZM181 247H183L181 245ZM180 247V248H181ZM190 247V245H189ZM201 247V246H200ZM203 247V246H202ZM201 247V249H202ZM132 248V247H131ZM139 248V247H138ZM121 249V248H120ZM137 249V248H136ZM179 249V248H178ZM177 249V250H178ZM200 249V248H199ZM224 249V248H223ZM119 250V249H118ZM204 250V249H202ZM239 250V249H238ZM126 251H130L128 249H126ZM125 251V253H126ZM180 251V250H179ZM220 251V250H219ZM217 251V252H219ZM124 251H122V254H123ZM183 252V251H181ZM197 252V251H196ZM228 252V251H227ZM231 252V251H230ZM128 253V252H127ZM183 254V253H182ZM196 254V253H195ZM203 254H204V251H203ZM214 254V253H213ZM213 254L211 256H213ZM126 255V254H125ZM185 255V254H184ZM198 255V254H197ZM228 255V253H227ZM226 255V256H227ZM172 256V255H171ZM174 256V255H173ZM196 256V255H195ZM205 256V255H204ZM202 256L203 258L201 260H203L204 258H206V256L204 257ZM224 256V254H223ZM233 256V255H232ZM247 256H251V258H256L255 262L251 263L252 262V259L250 258H247ZM176 257V256H175ZM215 257V256H214ZM229 257V255H228ZM61 258V257H60ZM59 258V259H60ZM179 258V257H178ZM177 258V260H178ZM184 259V257H182ZM218 258V256H217ZM222 258V257H221ZM220 258V259H221ZM214 259V258H212ZM211 257L209 260H212ZM224 259V257H223ZM64 260V259H63ZM200 260V261H201ZM222 260V259H221ZM180 261V260H178ZM217 261V260H216ZM219 261V260H218ZM226 262L228 261L225 260ZM230 261V260H229ZM43 262V261H42ZM262 262V261H261ZM264 262V261H263ZM262 262V264H264ZM41 263V262H40ZM64 263V262H63ZM180 263V262H179ZM203 263V261L201 262ZM211 263V261L209 262V264ZM215 263V262H214ZM213 261H212V264H214ZM218 263V262H217ZM215 263V264H217ZM221 263V262H220ZM224 263V262H222ZM221 263V264H222ZM67 264V263H65ZM200 264V263H199ZM259 264V263H258Z\"/></svg>","mask_w":264,"mask_h":264},{"label":"clouds","instance_id":"clouds-1","mask_svg":"<svg viewBox=\"0 0 264 264\" xmlns=\"http://www.w3.org/2000/svg\"><path fill=\"white\" fill-rule=\"evenodd\" d=\"M229 6L234 9L233 19H239V17L243 14L242 9L244 8L242 0H231ZM190 75L193 83L197 86L211 87L217 81L219 71L193 67Z\"/></svg>","mask_w":264,"mask_h":264}]
</instances>
